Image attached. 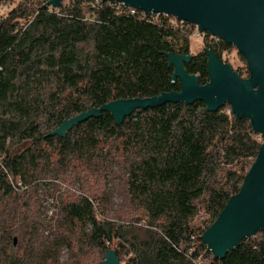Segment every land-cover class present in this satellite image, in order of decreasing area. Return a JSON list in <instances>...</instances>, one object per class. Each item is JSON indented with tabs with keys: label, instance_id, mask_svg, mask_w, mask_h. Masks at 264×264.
Returning <instances> with one entry per match:
<instances>
[{
	"label": "trees",
	"instance_id": "obj_1",
	"mask_svg": "<svg viewBox=\"0 0 264 264\" xmlns=\"http://www.w3.org/2000/svg\"><path fill=\"white\" fill-rule=\"evenodd\" d=\"M48 1L0 15V264H99L108 249L120 264H264V230L221 260L200 240L262 144L228 106L166 103L120 125L102 113L49 136L110 102L178 92L165 54L189 55L194 26L112 1ZM202 38L248 78L239 53L244 67L228 60L233 46ZM204 49L184 64L200 85Z\"/></svg>",
	"mask_w": 264,
	"mask_h": 264
},
{
	"label": "water",
	"instance_id": "obj_2",
	"mask_svg": "<svg viewBox=\"0 0 264 264\" xmlns=\"http://www.w3.org/2000/svg\"><path fill=\"white\" fill-rule=\"evenodd\" d=\"M6 0H0V3ZM62 0H49L45 8L59 9ZM149 15H167L194 26L199 34L233 46L243 57L248 78L241 79L209 49L208 83L200 85L197 77L184 69L192 55L166 53L172 67V83L178 92L162 93L144 99L117 100L64 120L49 136L65 138L66 133L102 113L120 125L133 112L160 107L166 103L186 106L201 102L207 112L228 106L231 114L250 121L252 132L263 139L257 156L247 172L240 190L232 196L216 221L200 237L201 243L215 259H223L240 243L264 230V0H101ZM99 264H119L113 250L105 252Z\"/></svg>",
	"mask_w": 264,
	"mask_h": 264
},
{
	"label": "rangeland",
	"instance_id": "obj_3",
	"mask_svg": "<svg viewBox=\"0 0 264 264\" xmlns=\"http://www.w3.org/2000/svg\"><path fill=\"white\" fill-rule=\"evenodd\" d=\"M18 0H10L8 2H6V6L8 9H10L12 6H14L17 3ZM67 0H62L61 3L64 5L66 4ZM2 7V5H1ZM7 8L3 7L0 8V15H5L7 12ZM196 28L194 27L193 29L189 30L190 32H188L187 34V39H188V44H189V53L190 55H195L197 53H199L200 51H202L205 48V42L203 41L204 38H202L203 36H194ZM211 37V36H210ZM229 57L228 60L231 62V65L233 67V69L238 68V67H244L243 62L240 60V57L238 56V52L237 50H230L229 52ZM259 142L263 143V139L259 136L258 138ZM48 186H52L55 185L56 182L54 181H46ZM62 187V191H64V189L66 188L65 186H61ZM117 202L119 203V200H117ZM120 264V263H119Z\"/></svg>",
	"mask_w": 264,
	"mask_h": 264
},
{
	"label": "built area",
	"instance_id": "obj_4",
	"mask_svg": "<svg viewBox=\"0 0 264 264\" xmlns=\"http://www.w3.org/2000/svg\"><path fill=\"white\" fill-rule=\"evenodd\" d=\"M1 5H2V7H1ZM3 7H6L7 8V6H6V3H3V2H1L0 3V8H3ZM134 12H136L134 9H131L130 10V13L131 14H133ZM144 14V13H143ZM149 16H153V15H149ZM174 21L175 22H177V23H179V24H183L184 22L183 21H179V20H176V19H174ZM194 36H203V34H199L198 32H197V30H195V33H194ZM214 39V38H213ZM215 41H218L217 39H214Z\"/></svg>",
	"mask_w": 264,
	"mask_h": 264
}]
</instances>
